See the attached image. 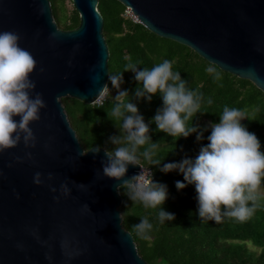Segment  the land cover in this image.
<instances>
[{
	"label": "water",
	"instance_id": "obj_1",
	"mask_svg": "<svg viewBox=\"0 0 264 264\" xmlns=\"http://www.w3.org/2000/svg\"><path fill=\"white\" fill-rule=\"evenodd\" d=\"M70 1L79 17L73 30L58 28L48 0H0V32H16L36 60L31 95L46 104L29 125L35 146L0 151V264H147L122 226L114 188L122 181L103 175L104 149L84 151L62 104H95L108 81L98 0ZM116 1L149 32L264 94V0ZM139 168L129 165L124 179Z\"/></svg>",
	"mask_w": 264,
	"mask_h": 264
},
{
	"label": "trees",
	"instance_id": "obj_2",
	"mask_svg": "<svg viewBox=\"0 0 264 264\" xmlns=\"http://www.w3.org/2000/svg\"><path fill=\"white\" fill-rule=\"evenodd\" d=\"M48 1L59 29L78 27V14L74 8L67 13L65 0ZM97 10L103 20L102 34L108 48V76L122 75L119 90L128 92V100L137 106L138 114L149 126L151 142L157 143L153 158L161 163L148 165L143 156L141 162L152 171L154 182L166 185L167 199L161 208L175 216L172 221L160 223L159 207L145 208L142 203L131 201L126 195L127 190L121 188L122 226L131 234L138 255L147 264H264V181L257 207L248 219L241 221L227 216L220 222L201 219L194 185L177 190L175 182H184L183 174L178 170L164 173L160 169L165 163H178L185 158L194 160L200 148L207 145L211 129L203 131L199 141L197 133L175 138L159 131L153 117L163 106L161 95L158 92L150 101L143 97L137 99L135 91L142 88V83L125 68L127 64L135 63L138 70L151 69L165 59L171 61L172 70L179 72L186 86L203 95L200 112L188 122L189 126H199L198 130L202 131L201 122L218 123L225 106L246 110L247 119L241 123L255 133L261 151H264V94L251 82L221 71L189 48L160 38L132 22L124 16L125 7L118 1L98 0ZM127 56L131 61L125 59ZM210 65L216 68L220 80L206 71ZM107 84L109 89L117 90L109 80ZM113 98L108 96L101 105H89L71 98L62 100L70 126L84 151L97 146L111 151L115 147L109 138L120 135L123 121L111 116L116 103ZM208 99L212 100L211 104ZM147 147H141L139 153ZM249 204L251 206V202ZM143 218L153 225L148 239H142L133 227Z\"/></svg>",
	"mask_w": 264,
	"mask_h": 264
},
{
	"label": "clouds",
	"instance_id": "obj_3",
	"mask_svg": "<svg viewBox=\"0 0 264 264\" xmlns=\"http://www.w3.org/2000/svg\"><path fill=\"white\" fill-rule=\"evenodd\" d=\"M19 40L16 32H0V151L14 148L21 141L25 147H34L36 138L29 125L40 119V110L46 107L40 93L34 97L31 95L35 82L29 77L37 62L29 51L19 46ZM125 59L131 61L130 56ZM128 70L135 74L137 82L142 83V88L138 87L135 91L137 99L143 97L150 101L158 92L161 95L163 106L153 117L159 131L175 138L197 133V141L202 139L203 131L198 130L199 126H189L188 122L200 112L203 95L186 86L179 72L172 70L171 61L165 59L151 69L143 70H138L137 64L129 63L125 68V71ZM206 71L213 74L216 80L221 79L214 66L210 65ZM108 80L118 90L113 98L116 103L111 109V116L122 119L123 123L120 135L109 138L115 147L111 151L105 150L103 175L122 181L114 188L118 192L125 188L131 201L140 202L145 208L159 207L160 223L172 221L174 214L161 208L167 199L166 185L154 182L149 167H144L141 162L143 156L148 165H160L161 161L153 158L157 143L151 142L149 126L138 114L137 106L128 100V92L119 90L122 75H110ZM109 94V86L105 83L98 91L96 102L102 104ZM207 102L211 104L212 100ZM17 116L18 121L14 119ZM244 119H247L246 110L225 106L219 122L208 125L211 129L208 143L200 148L194 160L185 158L178 163H165L160 169L164 173L178 170L183 174L184 182H175L177 190L194 185L201 219L220 222L227 216L243 221L257 207L264 181V151H261L255 133L241 123ZM145 145L148 147L139 153ZM92 151L98 153L99 146ZM27 155L31 157L30 153ZM129 165H139L141 171L124 179ZM51 178L49 174L48 179ZM33 182L42 183L40 173L35 174ZM61 189L65 194L68 192L65 185H61ZM133 227L142 239H148L153 225L143 218Z\"/></svg>",
	"mask_w": 264,
	"mask_h": 264
},
{
	"label": "rangeland",
	"instance_id": "obj_4",
	"mask_svg": "<svg viewBox=\"0 0 264 264\" xmlns=\"http://www.w3.org/2000/svg\"><path fill=\"white\" fill-rule=\"evenodd\" d=\"M65 7H66V10H67V13H69V12L72 10L73 5H72V3H71L70 0H65ZM117 94H118V91H117V90H111V89H110V94H109V96H111V97H115ZM208 125H209V124L207 123V121L201 122V123H200V129H201L202 131H205V129H206V130H209L210 127H208Z\"/></svg>",
	"mask_w": 264,
	"mask_h": 264
},
{
	"label": "built area",
	"instance_id": "obj_5",
	"mask_svg": "<svg viewBox=\"0 0 264 264\" xmlns=\"http://www.w3.org/2000/svg\"><path fill=\"white\" fill-rule=\"evenodd\" d=\"M124 16L127 17V18H129V19H131L132 22H134V23H138L136 17L132 14V12H131V10H130L129 8H125ZM95 104H97V105H101V103H97V102H95ZM144 167H145V166H144ZM146 168H147V167H146ZM140 171H141V169L139 168L138 173H139ZM150 171H151V170H150ZM138 173H137V174H138ZM151 173H152V171H151ZM152 179H153V181H154L153 173H152Z\"/></svg>",
	"mask_w": 264,
	"mask_h": 264
}]
</instances>
